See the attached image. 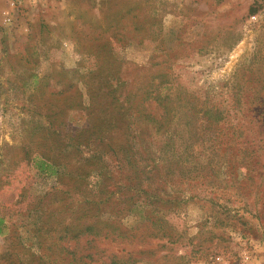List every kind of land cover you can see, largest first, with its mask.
Masks as SVG:
<instances>
[{
	"label": "rangeland",
	"instance_id": "rangeland-1",
	"mask_svg": "<svg viewBox=\"0 0 264 264\" xmlns=\"http://www.w3.org/2000/svg\"><path fill=\"white\" fill-rule=\"evenodd\" d=\"M263 103L264 0H0V264H264Z\"/></svg>",
	"mask_w": 264,
	"mask_h": 264
},
{
	"label": "trees",
	"instance_id": "trees-1",
	"mask_svg": "<svg viewBox=\"0 0 264 264\" xmlns=\"http://www.w3.org/2000/svg\"><path fill=\"white\" fill-rule=\"evenodd\" d=\"M264 104V103H263ZM41 165H45V163H43V162H41ZM104 229H108V227H105ZM86 231V233H92V234H95L96 236L95 237H100V236H102V234L100 233L101 231H99V229H97L96 227H87V229L85 230ZM85 231H83V232H85ZM65 232H67V230L65 231ZM1 233H2V230H1V227H0V235H1ZM72 233H70L69 232V236L71 235ZM66 236H68L67 234H66ZM76 236V235H75ZM75 236H72L73 238L72 239H74L75 238ZM109 235H106V237H108ZM130 237H131V235H129ZM151 236H153L154 237V235H152L151 234ZM76 237H78V236H76ZM94 237V238H95ZM263 237H264V234H263ZM91 242H92V240H91ZM76 245V244H75ZM72 250H76V248L75 247H72ZM137 253H140V251H138ZM127 254H132L131 252H128ZM127 262L128 261H124V262H121V264H127Z\"/></svg>",
	"mask_w": 264,
	"mask_h": 264
},
{
	"label": "built area",
	"instance_id": "built-area-1",
	"mask_svg": "<svg viewBox=\"0 0 264 264\" xmlns=\"http://www.w3.org/2000/svg\"><path fill=\"white\" fill-rule=\"evenodd\" d=\"M7 1H9L14 6L17 0H7Z\"/></svg>",
	"mask_w": 264,
	"mask_h": 264
}]
</instances>
